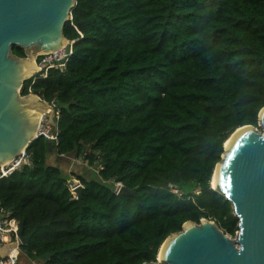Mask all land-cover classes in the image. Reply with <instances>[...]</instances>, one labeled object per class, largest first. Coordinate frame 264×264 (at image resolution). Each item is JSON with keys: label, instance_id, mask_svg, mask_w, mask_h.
I'll use <instances>...</instances> for the list:
<instances>
[{"label": "trees", "instance_id": "obj_1", "mask_svg": "<svg viewBox=\"0 0 264 264\" xmlns=\"http://www.w3.org/2000/svg\"><path fill=\"white\" fill-rule=\"evenodd\" d=\"M64 34L74 41L67 68L21 89L57 103L59 143L40 136L26 149L31 165L0 166L1 217L31 235L20 253L143 264L201 218L234 237L238 218L211 179L234 130L259 126L264 0H76ZM66 157L87 170L68 171ZM116 182L135 195L116 194Z\"/></svg>", "mask_w": 264, "mask_h": 264}, {"label": "water", "instance_id": "obj_2", "mask_svg": "<svg viewBox=\"0 0 264 264\" xmlns=\"http://www.w3.org/2000/svg\"><path fill=\"white\" fill-rule=\"evenodd\" d=\"M75 2L0 0V166L39 137L44 113L49 123L57 126L54 106L37 93L22 94L21 89L41 70L37 54H49L70 42L64 25ZM13 45L24 48L26 55H15ZM258 125L260 128L246 124L234 130L224 142L211 179V186L231 201L238 218L235 239L209 218L187 220L181 230L164 240L157 261L143 264H264V106ZM82 192L80 185L77 199H82ZM118 194L134 196L135 192L122 185ZM23 231L21 222L18 237L26 244L31 235L24 236ZM16 246V241L1 245L0 257H6ZM49 257L50 253L41 256Z\"/></svg>", "mask_w": 264, "mask_h": 264}, {"label": "built area", "instance_id": "obj_3", "mask_svg": "<svg viewBox=\"0 0 264 264\" xmlns=\"http://www.w3.org/2000/svg\"><path fill=\"white\" fill-rule=\"evenodd\" d=\"M72 42H69L62 49L56 50L51 53H41L36 55V62L40 66L41 76H46L50 68L62 69L67 68V63L70 56L72 55ZM38 72V73H39ZM37 74V73H36ZM37 78V76H34ZM42 97V96H41ZM55 108V119L59 112V107L55 101H48ZM37 135L43 136L48 140L53 141L55 144L59 143V131L57 126H53L48 121V114L44 113L42 115L40 125L37 131ZM24 163L31 165L32 156L27 150H23L17 157L12 159L8 164L2 166L4 171L2 175L10 173L14 169L20 167ZM101 168V166H100ZM82 185L78 179H74L72 183L69 184L70 190L74 197L77 198L76 189ZM122 187L121 182L115 183V193L118 194ZM173 188V186L171 185ZM176 191V189H173ZM20 230V222L15 218H3L1 217V202H0V246L4 243H11L13 241L17 242L16 248L12 249L6 257H0V264H17L20 254L21 240L18 237V232ZM4 235L8 236V241L4 239Z\"/></svg>", "mask_w": 264, "mask_h": 264}, {"label": "rangeland", "instance_id": "obj_4", "mask_svg": "<svg viewBox=\"0 0 264 264\" xmlns=\"http://www.w3.org/2000/svg\"><path fill=\"white\" fill-rule=\"evenodd\" d=\"M258 128H260L259 126H258ZM52 158H53V156H51ZM66 159H67V157H66ZM74 159H79L77 162H79V163H81L83 166H85L86 165V167H87V161H82L81 159H80V157L79 158H75V157H69L68 159H67V162H69V165H70V167L72 168V167H74V165L73 164H75L74 162H73V160ZM82 161V162H81ZM99 169H100V167H99ZM231 236V235H230ZM231 238L232 239H235V236L233 237V236H231ZM19 264H40V262L38 261V260H34V259H30V258H27V256H25L24 254H19Z\"/></svg>", "mask_w": 264, "mask_h": 264}, {"label": "crops", "instance_id": "obj_5", "mask_svg": "<svg viewBox=\"0 0 264 264\" xmlns=\"http://www.w3.org/2000/svg\"><path fill=\"white\" fill-rule=\"evenodd\" d=\"M60 157H63V156H60ZM68 158V157H67ZM54 160V159H53ZM79 159H77V160H73V162L75 163V164H73L74 165V167H79V168H82V170H84V171H86L87 170V167H86V165L85 166H83L81 163H79V162H77ZM66 162V161H65ZM54 163V162H53ZM74 167H72V168H74ZM76 168V169H77ZM66 169L68 170V171H70V169H71V167H70V165H69V162H66Z\"/></svg>", "mask_w": 264, "mask_h": 264}, {"label": "bare ground", "instance_id": "obj_6", "mask_svg": "<svg viewBox=\"0 0 264 264\" xmlns=\"http://www.w3.org/2000/svg\"><path fill=\"white\" fill-rule=\"evenodd\" d=\"M33 71H34V70H33ZM240 129H241V128H240ZM227 143H228V142H227ZM214 181H215V176H214V178H213V181H212V182L214 183ZM4 239L8 241V236H7V235H4Z\"/></svg>", "mask_w": 264, "mask_h": 264}, {"label": "clouds", "instance_id": "obj_7", "mask_svg": "<svg viewBox=\"0 0 264 264\" xmlns=\"http://www.w3.org/2000/svg\"><path fill=\"white\" fill-rule=\"evenodd\" d=\"M83 186V185H82Z\"/></svg>", "mask_w": 264, "mask_h": 264}]
</instances>
